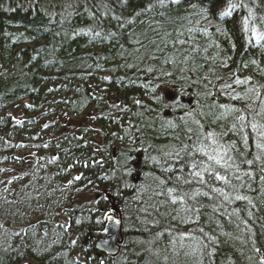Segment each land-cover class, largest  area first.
<instances>
[{"label":"trees","instance_id":"1","mask_svg":"<svg viewBox=\"0 0 264 264\" xmlns=\"http://www.w3.org/2000/svg\"><path fill=\"white\" fill-rule=\"evenodd\" d=\"M262 134L264 0H0V264H264Z\"/></svg>","mask_w":264,"mask_h":264},{"label":"water","instance_id":"2","mask_svg":"<svg viewBox=\"0 0 264 264\" xmlns=\"http://www.w3.org/2000/svg\"><path fill=\"white\" fill-rule=\"evenodd\" d=\"M137 179L138 176H136ZM91 237L89 235L88 239ZM123 240V218L121 211L115 208L114 212L106 217L104 228L100 231L99 239L96 242V249L99 253L115 256L119 253Z\"/></svg>","mask_w":264,"mask_h":264},{"label":"snow or ice","instance_id":"3","mask_svg":"<svg viewBox=\"0 0 264 264\" xmlns=\"http://www.w3.org/2000/svg\"><path fill=\"white\" fill-rule=\"evenodd\" d=\"M234 7H235V5H229L228 10H226L225 12H223L222 15H223V16L230 15V14H231V10H232V8H234ZM236 83H237V84H240V83H243V82L240 81V80H237ZM239 119H240L241 121H243V120H244V117L241 116V117H239ZM252 127H253V128H256V125L253 124ZM214 135H215V134H211V133L209 134V136H211V137H213V138H214ZM262 135H264V134H262ZM215 144H216V146L219 147V148H222V147H223V146L219 145L218 141H215ZM257 147H258V148H261L262 150H264V141H262L261 143H258V144H257ZM199 151H201V152L203 153V155L208 156V159H209L210 161H212L214 164H216V165H220V166H224V165L221 163V160L216 159L215 156H213L212 154L208 153V152L205 151L204 149H199ZM227 155H228L227 151H224V152H223V156L227 157ZM258 158H259V157H258ZM248 163H251V161H248ZM192 167L195 169V168L200 167V165L197 164L196 162H193ZM202 172H207V173L209 174V176H211V175H212V166H211V165H208V166H206V167L201 168V171H196V172L193 173L194 176L200 178L201 182H203V179H204L203 176L201 175ZM76 179H80V177H76ZM215 179H217V180H222V181H224L225 183H227L226 178H225V177H222V176H220V175H218V174L215 176ZM214 190H215V189H214ZM221 195H223V193H221ZM225 199H227V196H225ZM236 199H238V200H245L246 197H245V196H241V195H237V196H236ZM174 202H175V201H174Z\"/></svg>","mask_w":264,"mask_h":264},{"label":"bare ground","instance_id":"4","mask_svg":"<svg viewBox=\"0 0 264 264\" xmlns=\"http://www.w3.org/2000/svg\"><path fill=\"white\" fill-rule=\"evenodd\" d=\"M169 113V115H170V112H168Z\"/></svg>","mask_w":264,"mask_h":264}]
</instances>
